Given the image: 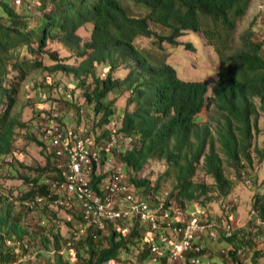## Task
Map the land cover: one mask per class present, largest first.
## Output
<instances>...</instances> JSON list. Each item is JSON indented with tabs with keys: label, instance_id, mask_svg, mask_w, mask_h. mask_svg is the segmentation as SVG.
<instances>
[{
	"label": "trees",
	"instance_id": "16d2710c",
	"mask_svg": "<svg viewBox=\"0 0 264 264\" xmlns=\"http://www.w3.org/2000/svg\"><path fill=\"white\" fill-rule=\"evenodd\" d=\"M13 1L24 5L23 14L26 16L21 17L13 9L11 0H0V170L9 164L6 158L14 151V143L20 134L17 131L30 130L28 122L22 121L21 114L15 112L19 95L25 89L23 86L31 83L35 91L32 98L42 103L40 85L46 74L54 82L58 72L73 75L75 80L72 83L79 88L85 87L91 79L84 96L94 114L99 116L97 126L104 132L103 136L112 131L106 126L117 122L116 133L131 139V147L118 155L126 171L138 174L152 160L165 163L164 176L173 184L172 192L163 203L164 209L173 206L185 209L186 205L198 202L202 197L205 206L206 202L214 200V195H230L234 185L225 173L224 157L230 167L239 170V174L241 168L254 165L253 155L259 164L264 163V147L260 149L252 144L257 116L260 111L264 113L263 45L246 42L243 37L242 48L231 49L237 23L246 16L252 0H40L36 6L42 19L39 24L37 17L38 24L33 29L26 26L30 22L31 0ZM128 2L137 6L138 12H131L126 5ZM87 24L92 25L91 41L85 43L77 35V30ZM154 25L165 28L168 35L159 36ZM188 31H200L220 57L218 79L211 88L205 81L181 80L175 68L163 58L136 44L140 37H155L159 39V45L163 40L177 45L180 37ZM53 39L59 47L70 49L71 55L83 61L76 66L66 60L67 57H60L56 50H47L46 45ZM33 43L37 44L36 48L32 47ZM186 46L192 48L191 43ZM22 47L29 48L31 59L21 56L19 50ZM103 64L109 68L100 75L97 66ZM117 67L128 71L124 76L116 77ZM53 82L47 84L45 94L50 95L53 89H59ZM113 92L128 93L127 107L123 112L117 111L115 100H107ZM209 92L211 96L207 97ZM63 99L61 105H57L59 110L54 111L65 110L60 109L62 105L74 111L80 109L73 103L74 99ZM209 106H213L218 114L213 128L215 133L209 125H203L199 116ZM34 108L39 115L40 109ZM47 117L51 119V116ZM41 132L44 134L45 131ZM43 137L45 139V134ZM25 139L41 147L46 161L34 170L29 167L30 172L37 173L34 176L25 173L30 190L17 197L15 202H20L27 212L42 210L45 219L53 222L49 232L54 235L55 259L48 264H124V258L131 255L133 246L138 248L137 261L150 262V247L141 237L140 226L145 225L138 219H133L128 234L118 231L114 223H108L106 234L89 227L79 235V226L84 219L75 209L66 210L69 216L64 222L74 234L70 235L72 239L69 241L72 251L68 259H64L59 252L64 240L70 236L65 238L61 234L59 226L62 221L57 219L53 207L46 203L32 210L22 204L35 194H49L41 180L53 172L44 142L33 135ZM217 143L223 155L218 151ZM202 160L204 173L213 178L214 187L195 181ZM14 171L12 173H16V169ZM105 177L92 174L94 191L99 192V184ZM160 182L158 179L156 185ZM129 184L142 194L159 192V188L146 178L130 177ZM12 206L8 199L0 198V264H25L18 260L29 252L28 244L38 242L40 233H29L20 220L21 214L13 212ZM253 207L254 213L247 228L237 229L233 223H226L235 228L229 240L224 239L225 224L215 226L219 240L231 245L237 242L235 249L228 252L232 264H264V243L255 242L258 235L264 237V193L255 194ZM41 223L46 225V220ZM49 242V238L41 239L44 249H49ZM241 248L247 249L249 263L237 254ZM20 251L23 253L19 255Z\"/></svg>",
	"mask_w": 264,
	"mask_h": 264
},
{
	"label": "rangeland",
	"instance_id": "374dc122",
	"mask_svg": "<svg viewBox=\"0 0 264 264\" xmlns=\"http://www.w3.org/2000/svg\"><path fill=\"white\" fill-rule=\"evenodd\" d=\"M38 1L40 2V0H31L32 8L30 9V22H27L26 24L29 29H33L36 24H38L37 17L39 19V24L42 19V14H40L36 6V3ZM126 5L131 12H138V7L133 3L128 2L126 3ZM11 6L13 7V9H15V11H17V13L20 14L21 17L26 16V14H23L24 5L18 4L16 1L11 0ZM0 12H2L1 8ZM139 14L141 15L142 12ZM2 19L3 21L6 20L5 17ZM153 29L157 31L159 36H165L169 33L160 25H154ZM91 30L92 25L87 24L86 26L81 27L77 30V35L82 37L83 42H90ZM243 37H245L246 42L249 41L252 43H260L261 45H263L264 56V0H252L251 7L249 8L246 16L238 21L237 28L233 33L234 41L232 40V50L236 51L238 48H242L241 46L243 45ZM57 38L58 37H56L55 39ZM55 39H53L46 45L47 50H56L60 57H67L65 59H68L70 63L76 66H78L83 61L81 58L75 55H71L70 49L59 47L58 43L53 42ZM153 41H155V44H153ZM177 42L179 44L171 45L169 42H165L163 40L161 42V45H159V39L155 37H140L136 40V44H138L141 48L151 49L154 56L158 55V57L163 58V60L167 64L175 68L177 76L181 80L188 82L205 81L208 84L209 88L215 85L220 69V57L215 51L214 47L210 45L209 40H206L200 31H188L182 37H180ZM189 43L192 44V48L186 46ZM32 47L36 48L37 44L33 43ZM19 52L21 53V56H26L29 59L33 57L29 54L28 47H22ZM107 64L97 66L98 74L104 75V73H106L107 68H109ZM127 71V68L117 67L115 70V76H124ZM45 74L46 73H44V75ZM42 77L43 76L40 77L39 81L42 80ZM74 80L75 78L73 75L58 72L57 76L54 78V82L57 83V87H61L63 89H53L50 92V95H47L45 94V92L48 90L47 84L53 81L52 78L48 74H46V79L44 82H42V85H40L39 88L41 93H43V95L40 96V100H43V102L40 103L39 100L32 98L35 95V91L30 86V83L26 86H23V88L28 90L25 91L24 89L23 91H21V94L19 95V102L15 109V112H19L21 114V120L28 122L30 130L26 131L19 129L17 131V133L20 134L17 136L14 143V151L12 155L6 158V161L9 164L7 166H4V168L0 170V198L8 199L9 202L13 205V212H15L16 214H21L20 220H22L24 226L27 227L29 233H34L36 231L40 233V240L39 238H37L38 242L33 240L35 244H28V246L30 247L29 252L27 254H23L22 257H20L18 260L20 262H24L25 264H48L53 263L55 259V248L52 247L54 243V239L52 237H54V235L52 233L50 234L49 232L53 227V222L45 219L42 210L38 209L35 212H27L19 205L20 202H15L17 197H20L30 190L31 185H29V183H27L26 179L24 178L25 173L26 176L29 173H31L32 176L36 175L37 173L35 171L30 172L29 167L34 170L39 164L45 163L46 161L41 151V147H39L35 142L27 141L25 137L33 135L39 140H42L45 144L46 141L43 137L44 134L41 131H43V128L46 125L42 124L44 122V119L42 117H47V115L51 116L53 113H57L58 111L54 110H59V107L57 105H61V102L64 101L63 97H66L68 93L72 96V100L74 99L73 103H75L76 106L80 108L78 111H76L78 112V114L80 110H82L81 112L83 115L89 117H91L90 114L92 112L95 113L93 111V108L87 104L84 96V91L85 89L89 88L91 79L88 80L87 85H85V87L83 88H79L74 85L72 83ZM210 96L211 94L209 92L207 97ZM127 99V92L122 94L113 92L110 94L107 100H115V108L117 109V111L123 112L127 107ZM30 103H32V105H30ZM68 107L69 106L66 107L65 105H62L60 109H65L66 111H69L68 114L71 113L70 115L74 116L72 109H67ZM33 108L35 110L40 109L41 113L39 115H36ZM130 109H132V107H130ZM42 113H45V115H41ZM79 115L81 116V114ZM199 116L202 118V121L204 123L203 125H209V127L212 128V133H215V130H213V128L216 126L218 114L213 106H209L208 108L204 109ZM82 120H84V117ZM118 120L120 121V119ZM117 125L119 124H117L116 122V129ZM100 136L101 138H104L101 131ZM129 141H131V139H129ZM252 144L254 147L257 146L260 149L264 147V113L262 111L259 112V115L257 116V124L253 128ZM217 148L219 151L220 145L218 143ZM251 150L252 152L254 151V149ZM219 152L221 155H223L221 151ZM252 158L254 165L246 168L244 167V169L241 168L239 174V170L237 171L233 167H230V165L226 163V159L224 157L225 173L228 178L232 179L234 185L231 194L225 197L214 195V200L212 202L205 201V206H203L202 204V201H204V198L202 197L200 201L186 205L187 207H185V209H180V211H188L189 213L198 212L202 214V219H209L210 217L211 222H213L218 227L221 224L226 225L227 222L233 223V225L237 229H245L250 226V224L248 225V221L252 216V213H254V196L256 193H264V163L259 164V161L255 157V155H253ZM107 166L108 165H106L105 162H102L101 168L98 170V172L100 173L99 176L106 175V179L102 184L103 186L108 183L109 174H106ZM111 166L112 171L122 172V176L124 177L126 182H129L130 177L149 179L153 186L159 188V199H162L163 196L161 195H164V193L172 192L173 181L171 179L165 178L164 172L166 171L167 166L163 161L152 160L140 173L135 174L132 171H126L124 165L119 162L118 157L115 155L113 157ZM121 167L123 168V170L121 169ZM12 168L16 169V173H12L14 171V169L11 170ZM158 179H161V182L159 183V185H156V181ZM195 181L199 183L204 182L207 185L214 187L213 178L207 176L204 173L203 160L200 162L199 169L195 174ZM131 188L135 198L138 201L145 200L152 203V206L157 213L161 229H163L165 227V224L173 216V211L178 209L175 208V206L164 209L163 203L165 202L166 198L163 199L159 205L155 201H152V196L154 194H157L155 191L142 194L137 191L135 186H131ZM172 204L174 205V203ZM53 210L57 215V219L62 221L59 226L61 234L65 238L69 237L71 234H74L71 228L65 225L64 222L69 216L66 211L67 209L53 208ZM43 220H46V225L41 223ZM133 221H118L116 222L115 226L121 225L123 227V225H126L131 229ZM140 228L142 230L141 237L143 242L147 240L149 241L151 238H156L158 234H152V232L146 225L144 227L140 226ZM102 233L106 234L107 230ZM42 238H49V246L52 248L49 247V249L47 250L44 249V246L41 245ZM71 239L72 236L65 239L64 244H62L61 246L62 249L60 248L61 252L59 253L64 257V259H68V255L70 251H72V247L69 246V241ZM262 243H264V240L262 241ZM235 245H231L227 242H224L223 240L212 243L210 241L206 254L214 260V264H232L229 257L222 256L219 253V249H227L228 251H231L235 249ZM21 253L23 252L20 251L19 255ZM39 253H43L44 255L42 254L40 256ZM137 254L138 248L136 246H133L131 255H126V257L124 258V264H153L151 262L142 263L139 260L137 261ZM187 258L188 255L185 254V259ZM73 262L75 263L76 260L73 259ZM167 262L168 259H165L162 264Z\"/></svg>",
	"mask_w": 264,
	"mask_h": 264
},
{
	"label": "built area",
	"instance_id": "2783aa9c",
	"mask_svg": "<svg viewBox=\"0 0 264 264\" xmlns=\"http://www.w3.org/2000/svg\"><path fill=\"white\" fill-rule=\"evenodd\" d=\"M68 94L66 97L72 99ZM81 111V116L74 110V116L63 110L53 113L51 119L42 117V124L46 125L43 128L46 141L44 150L51 158L53 172L44 176L41 183L47 187L49 194H35L22 202L24 207L33 210L49 203L53 208L75 209L81 212L84 222L79 226V235L84 234L89 227L104 232L108 223L116 225L118 221L130 222L136 218L145 224L152 234L158 233L156 238L146 241L150 247L153 264H162L165 257L168 258L165 264H214V260L207 256L206 251L207 242H217L220 239L218 231L215 230L216 225L209 219H201L202 214L198 212L189 213L178 209L173 211V216L161 229L152 203L138 201L122 172L111 170L113 157L130 148L129 139L124 134L116 133L115 122L106 126L107 130L112 131L101 138V129L97 126L99 116L92 112L89 117ZM104 155L108 157L105 163L108 165L106 174H109V178L104 186L102 184L106 177L103 179L97 192L91 186V176L93 173L100 175L98 170ZM159 194H154L152 201L160 203L169 195L166 192L161 195L162 199H159ZM225 226L224 239L229 240L235 228L231 224ZM115 227L124 234L130 232L126 225ZM263 240V236L258 235L255 238V242ZM228 252L227 249H219L222 256L231 258ZM246 252L247 249L241 248L237 254L243 257L245 263H249ZM185 254L188 255L187 259Z\"/></svg>",
	"mask_w": 264,
	"mask_h": 264
},
{
	"label": "clouds",
	"instance_id": "9594fccd",
	"mask_svg": "<svg viewBox=\"0 0 264 264\" xmlns=\"http://www.w3.org/2000/svg\"><path fill=\"white\" fill-rule=\"evenodd\" d=\"M18 4H21L20 3V1H16ZM116 124V123H115ZM104 132H102V134H103ZM109 134H110V131H109ZM108 134V135H109ZM130 147H131V141H130ZM114 152H116V151H114ZM122 154V152H120V153H117L116 154V156L118 157V155H121ZM106 159H108V157H107V155H104L103 156V161L102 162H105L106 161ZM121 169L123 170V168L121 167ZM145 225V224H144ZM166 258V257H165ZM168 259V258H167ZM164 261V259L162 260V262ZM165 264V263H164Z\"/></svg>",
	"mask_w": 264,
	"mask_h": 264
},
{
	"label": "crops",
	"instance_id": "0c3cea01",
	"mask_svg": "<svg viewBox=\"0 0 264 264\" xmlns=\"http://www.w3.org/2000/svg\"><path fill=\"white\" fill-rule=\"evenodd\" d=\"M209 243H210V242H207V247L209 246Z\"/></svg>",
	"mask_w": 264,
	"mask_h": 264
},
{
	"label": "bare ground",
	"instance_id": "6f19581e",
	"mask_svg": "<svg viewBox=\"0 0 264 264\" xmlns=\"http://www.w3.org/2000/svg\"><path fill=\"white\" fill-rule=\"evenodd\" d=\"M150 262H151V254H150ZM152 263V262H151Z\"/></svg>",
	"mask_w": 264,
	"mask_h": 264
}]
</instances>
